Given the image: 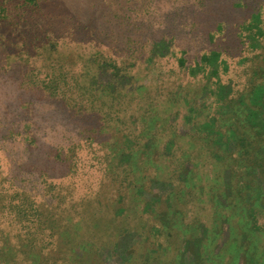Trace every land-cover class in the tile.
I'll return each mask as SVG.
<instances>
[{
    "label": "rangeland",
    "instance_id": "rangeland-1",
    "mask_svg": "<svg viewBox=\"0 0 264 264\" xmlns=\"http://www.w3.org/2000/svg\"><path fill=\"white\" fill-rule=\"evenodd\" d=\"M0 0V264H264V0Z\"/></svg>",
    "mask_w": 264,
    "mask_h": 264
},
{
    "label": "trees",
    "instance_id": "trees-1",
    "mask_svg": "<svg viewBox=\"0 0 264 264\" xmlns=\"http://www.w3.org/2000/svg\"><path fill=\"white\" fill-rule=\"evenodd\" d=\"M23 4L31 8L33 12H42L41 3L39 0H22Z\"/></svg>",
    "mask_w": 264,
    "mask_h": 264
}]
</instances>
